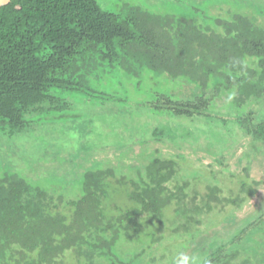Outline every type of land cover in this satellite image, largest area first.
I'll return each instance as SVG.
<instances>
[{"label": "trees", "instance_id": "16d2710c", "mask_svg": "<svg viewBox=\"0 0 264 264\" xmlns=\"http://www.w3.org/2000/svg\"><path fill=\"white\" fill-rule=\"evenodd\" d=\"M159 3L158 11L126 5L112 12L97 0H16L0 9V130L15 137L49 118L78 122L83 117L71 115L67 98L78 95L123 114L145 109L155 117L237 126L249 141L247 158L259 156L264 0ZM90 129L88 122L83 134ZM49 136L30 157L46 160L41 164L50 175L63 172L77 182L66 193L30 183L16 167L6 171L0 264H156L167 236L200 249L208 239L204 230L217 228L214 213L241 208L264 185L258 175L252 183L235 181L227 168L185 175L178 161L159 152L165 143L156 132L137 143L139 152L116 157L113 147L88 149L81 137L85 155L77 160L60 141L71 135ZM119 164L128 167L120 171ZM258 234L264 237L262 216L203 264H252Z\"/></svg>", "mask_w": 264, "mask_h": 264}, {"label": "rangeland", "instance_id": "374dc122", "mask_svg": "<svg viewBox=\"0 0 264 264\" xmlns=\"http://www.w3.org/2000/svg\"><path fill=\"white\" fill-rule=\"evenodd\" d=\"M157 1L156 9L154 4ZM160 0H97L101 8L107 11L120 12L126 5L141 6L149 10L162 9ZM244 1L236 0L238 5H242ZM259 1V0H256ZM136 97V94H134ZM70 100L71 115L74 117L81 116L82 120L78 122L71 120V117L57 118L55 120L49 118L45 124L36 126L33 130L20 136H6L0 130V160L11 161L0 166V179L4 176L10 167H16L21 170L23 177H26L32 184H50L53 189L60 192H70L71 186L77 181L75 179L66 180L65 176L50 175L49 170L41 163L46 160H38L37 157H30V152H34L36 148L43 145L46 146L45 138L53 131H63L71 136L67 137L62 143L66 147H71L69 157L77 160L85 155L82 151V139L87 140L88 149H95L99 146L113 147L112 155L119 156L126 153H136L140 151V141L153 139L156 132L161 134V138L165 143L164 148H160L159 152L171 159L178 161L183 168V174L187 175V171H199L207 176L211 171L218 174L224 168L233 175L235 181L238 178H249L248 182L252 183L255 176H259L264 180V148L260 149V155L255 153L247 158L248 139L245 134L237 127H224L219 123H207L203 118L189 120L185 118H171L168 116L155 117L151 116L145 109L141 111L126 112L116 111L114 109L100 108L94 106L88 99L78 95H68ZM125 105H122V107ZM224 107L223 103L220 105ZM61 118V119H60ZM91 123L89 133L83 134L86 123ZM68 127V128H67ZM32 129V128H31ZM83 130V131H82ZM29 133V135H28ZM50 137V136H49ZM45 142V143H44ZM27 146L28 149L23 151L21 145ZM122 145H130L124 151H118ZM103 146V147H104ZM21 153H16V150ZM37 153V152H36ZM98 153H102L99 152ZM24 154V155H23ZM38 154V153H37ZM31 153L33 156H37ZM23 155V156H22ZM17 156V157H15ZM185 157L188 161H181L180 158ZM60 158L55 161L62 164ZM220 160H224V165H220ZM11 163V164H10ZM39 164V165H38ZM99 166V163H93L92 167ZM122 171L128 166L119 164ZM247 169V173L243 170ZM74 170H71V173ZM74 173V172H73ZM255 175V176H254ZM192 177L190 178L191 181ZM192 182V181H191ZM200 183L201 188L205 186V182ZM224 185H226L224 183ZM230 188L233 185H226ZM259 189V196L245 201L241 208L235 209L226 206L224 210L216 212L213 215V222L216 227L212 231L209 228L204 230L207 241L203 242L200 249L193 241L183 243V240L166 238L165 245L167 248L155 254L156 264H173V259L178 253L183 252L192 258L191 264H203L208 258L215 254L222 246L228 245L239 237L244 229L254 222H258L260 217H264V185ZM227 191V190H226ZM256 209V210H255ZM240 222V225L237 223ZM168 235V234H167ZM166 236V235H165ZM255 240V251L250 256L253 260L252 264H264V237L260 234L253 237ZM263 240V241H262ZM163 241V242H164ZM262 243V244H261ZM158 245L156 246V248ZM156 248L154 250H156ZM151 259V258H150Z\"/></svg>", "mask_w": 264, "mask_h": 264}, {"label": "clouds", "instance_id": "9594fccd", "mask_svg": "<svg viewBox=\"0 0 264 264\" xmlns=\"http://www.w3.org/2000/svg\"><path fill=\"white\" fill-rule=\"evenodd\" d=\"M191 262L192 258L183 252L178 253V255L173 259V264H191Z\"/></svg>", "mask_w": 264, "mask_h": 264}, {"label": "water", "instance_id": "95a60500", "mask_svg": "<svg viewBox=\"0 0 264 264\" xmlns=\"http://www.w3.org/2000/svg\"><path fill=\"white\" fill-rule=\"evenodd\" d=\"M13 1L16 0H0V9L10 5Z\"/></svg>", "mask_w": 264, "mask_h": 264}]
</instances>
